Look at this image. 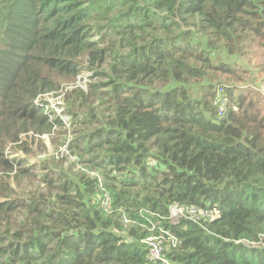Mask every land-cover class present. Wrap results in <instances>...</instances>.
Instances as JSON below:
<instances>
[{"label":"trees","instance_id":"obj_1","mask_svg":"<svg viewBox=\"0 0 264 264\" xmlns=\"http://www.w3.org/2000/svg\"><path fill=\"white\" fill-rule=\"evenodd\" d=\"M263 87L264 0H0V264H264Z\"/></svg>","mask_w":264,"mask_h":264},{"label":"rangeland","instance_id":"obj_2","mask_svg":"<svg viewBox=\"0 0 264 264\" xmlns=\"http://www.w3.org/2000/svg\"><path fill=\"white\" fill-rule=\"evenodd\" d=\"M221 58L224 57L222 56ZM90 74V71H82L74 81L66 83L64 86H62V90H70L78 85L84 87V85H86L90 80ZM197 95H199V93H197ZM44 97L48 102L51 103L52 106H55V112L57 111V113H59L60 110H57V102L62 99L61 96L49 93ZM66 126H68V124ZM21 138L24 146L27 147V151L29 152V148L33 150L32 161H34L35 163H38L45 158L50 157H54L56 160H62L64 157H67L70 160H76V157L74 155H71L69 152L67 153L66 145L64 143V134L60 135V133L54 132L52 134H42L37 136L36 134L34 135L33 133H30L28 135H22ZM9 147L10 144L7 146V149ZM88 173L93 176L96 174L93 171H88ZM9 180L11 186L15 187L17 190H19L18 188L26 187L29 181V179L26 178H21L19 181H15L13 179ZM254 244L258 245L257 243Z\"/></svg>","mask_w":264,"mask_h":264},{"label":"built area","instance_id":"obj_3","mask_svg":"<svg viewBox=\"0 0 264 264\" xmlns=\"http://www.w3.org/2000/svg\"><path fill=\"white\" fill-rule=\"evenodd\" d=\"M97 182L100 188H102V182L101 179L97 176ZM103 198L101 200V203L104 207L108 206L109 204V196L103 192ZM213 216L212 210H205V209H195L191 208L189 210H184L177 205H171L169 207V212L167 219L171 223H177L181 218H187L189 220H193L197 223H200L201 218H207L210 219ZM161 234L160 235H151L148 238H146L145 242H147L150 245V249L148 252V258L151 259H158L163 260L166 262L165 259H163V242L164 240L168 242L171 245H175L179 240L170 232V230L167 229H160Z\"/></svg>","mask_w":264,"mask_h":264}]
</instances>
